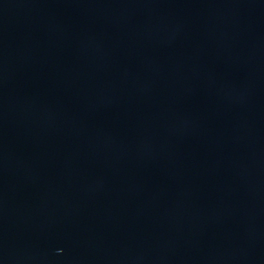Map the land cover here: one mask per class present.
I'll use <instances>...</instances> for the list:
<instances>
[{
	"label": "water",
	"instance_id": "1",
	"mask_svg": "<svg viewBox=\"0 0 264 264\" xmlns=\"http://www.w3.org/2000/svg\"><path fill=\"white\" fill-rule=\"evenodd\" d=\"M0 264H264V0H0Z\"/></svg>",
	"mask_w": 264,
	"mask_h": 264
}]
</instances>
